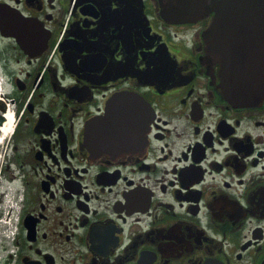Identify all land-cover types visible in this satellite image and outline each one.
<instances>
[{
    "label": "flooded vegetation",
    "instance_id": "af4514ba",
    "mask_svg": "<svg viewBox=\"0 0 264 264\" xmlns=\"http://www.w3.org/2000/svg\"><path fill=\"white\" fill-rule=\"evenodd\" d=\"M219 1L0 0V264H264V98L222 88Z\"/></svg>",
    "mask_w": 264,
    "mask_h": 264
},
{
    "label": "water",
    "instance_id": "95a60500",
    "mask_svg": "<svg viewBox=\"0 0 264 264\" xmlns=\"http://www.w3.org/2000/svg\"><path fill=\"white\" fill-rule=\"evenodd\" d=\"M258 27H264V0H220L204 33L206 51L221 67L222 88L238 105L264 98V48L254 55L249 41L253 34L264 36V29ZM8 30L0 22L1 33Z\"/></svg>",
    "mask_w": 264,
    "mask_h": 264
},
{
    "label": "rangeland",
    "instance_id": "374dc122",
    "mask_svg": "<svg viewBox=\"0 0 264 264\" xmlns=\"http://www.w3.org/2000/svg\"><path fill=\"white\" fill-rule=\"evenodd\" d=\"M9 232V228L3 222L0 221V237L2 235H7ZM1 253V252H0Z\"/></svg>",
    "mask_w": 264,
    "mask_h": 264
},
{
    "label": "bare ground",
    "instance_id": "6f19581e",
    "mask_svg": "<svg viewBox=\"0 0 264 264\" xmlns=\"http://www.w3.org/2000/svg\"><path fill=\"white\" fill-rule=\"evenodd\" d=\"M8 118H9V123H8V125L5 127V128H3L4 129V131H8V130H10V128H11V118H12V116H11V113H8ZM7 133V132H6Z\"/></svg>",
    "mask_w": 264,
    "mask_h": 264
}]
</instances>
